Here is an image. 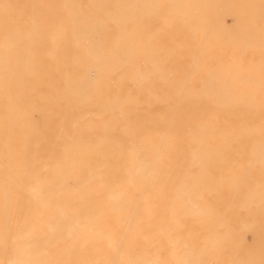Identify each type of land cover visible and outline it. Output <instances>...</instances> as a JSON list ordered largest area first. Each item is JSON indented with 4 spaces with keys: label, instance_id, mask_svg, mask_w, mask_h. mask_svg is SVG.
<instances>
[{
    "label": "bare ground",
    "instance_id": "bare-ground-1",
    "mask_svg": "<svg viewBox=\"0 0 264 264\" xmlns=\"http://www.w3.org/2000/svg\"><path fill=\"white\" fill-rule=\"evenodd\" d=\"M233 1L224 55L208 1L0 0V264H264L263 219L174 214L264 197V0Z\"/></svg>",
    "mask_w": 264,
    "mask_h": 264
},
{
    "label": "rangeland",
    "instance_id": "rangeland-1",
    "mask_svg": "<svg viewBox=\"0 0 264 264\" xmlns=\"http://www.w3.org/2000/svg\"><path fill=\"white\" fill-rule=\"evenodd\" d=\"M154 1V2H153ZM159 1H161V0H149V2L151 3L148 7H150L151 9H153V11H155V10H158V9H163V8H165L164 6L165 5H167L166 6V8H170L169 6L170 5H168V4H170V3H173V1H175V0H172V2H169V0H167V1H165V3L167 2V4H165L164 3V1L163 2H161V3H163V4H165L164 6H162V4H160L158 7L159 8H155V5L156 4H153V3H157L158 4V2ZM171 1V0H170ZM189 2H191V3H189V8H191V9H195V10H197V8H195L194 6H196V7H199V6H201V7H199L200 9H198V10H200V12H201V8L203 9V8H206V6L208 5H204V3L206 4V2L208 1L210 4H211V8H213V6H215L216 7V10H217V12H216V10L214 9V11L213 12H215L214 14H212V13H210V15H209V19H211L212 17H214L213 19H211V21H208L209 19H207V20H205L206 21V23H208V24H206V25H208V27L206 26V30L205 29H203L204 31H206L207 33H212V35L213 36H216V38H218V36L220 35V34H223L224 35V32H226L225 33V35H224V37H221V36H223V35H220V39H224V40H222V42L224 43L225 42V39L227 38H225V36H226V34L228 33V35L230 34L229 32H231V30H229V27H227V26H225V25H231V22L230 21H233L234 20V17L232 16V14H233V12H232V10H234V8L237 6V4H236V1H233V0H231V3H229V5L228 4H224L223 2H225V0H205V2H203L204 0H202V2L203 3H201V1L200 2H198V1H196V0H188ZM193 2H195V3H201V5H198V4H196L195 5V3L194 4H192ZM228 2H230V0H228ZM227 2V3H228ZM160 3V2H159ZM175 3V2H174ZM174 3H173V5H174ZM191 4H192V6H191ZM232 4V5H231ZM124 6V5H123ZM176 6H178V5H176L175 4V6L174 7H176ZM182 6V5H181ZM209 6H207V8L209 7ZM225 7V8H222V7ZM118 7H120V6H118ZM122 7V6H121ZM125 7H127V6H125ZM147 6H145L144 5V8H146ZM162 7V8H161ZM184 7V6H183ZM209 7V8H210ZM233 7V8H232ZM123 8V7H122ZM171 8H172V6H171ZM206 8V9H207ZM210 8V9H211ZM218 8V9H217ZM229 8V9H228ZM225 9V11H223ZM228 9V10H227ZM194 10V11H195ZM207 11V10H206ZM198 12V11H197ZM199 12V13H200ZM211 12V11H210ZM202 13V12H201ZM154 14V13H153ZM206 14H208V12L206 13ZM206 14H204V16L206 15ZM234 15V14H233ZM208 16V15H207ZM206 16V17H207ZM228 16V17H227ZM233 17V18H232ZM229 18H230V20H229ZM215 20L216 21H219V20H224V22H222L221 21V23L219 22L218 24H220V25H218L217 23H214V26H215V28H217L216 29V31H218V33L217 32H215V34H213L214 32H212L211 31V29H207V28H212V29H215L214 28V26L213 25H211L210 26V23L209 22H211V24H213L212 23V21H214L215 22ZM229 22V23H228ZM227 23V24H226ZM217 24V25H216ZM221 24H223V25H221ZM233 24V23H232ZM223 27L222 29H221V27ZM233 25H231V27H232ZM219 27V28H218ZM226 28H228V30H226ZM218 29H220V30H218ZM225 29V30H224ZM232 32H236L234 29L232 30ZM212 35H210L209 37L211 38V36ZM231 35H232V33H231ZM234 35V34H233ZM193 36L194 35H192V36H190V38L189 37H187V38H185V37H183V39H189V40H191V41H193V42H195V40L198 38V37H196V36H194V37H196V38H193ZM206 38L208 39V37L206 36ZM213 39H215V38H211V39H209V40H213ZM229 39V40H228ZM227 40L228 41H226L227 42V44H224L223 46L224 47H226V48H224V47H222V49H223V54L224 55H226L225 53H226V50H227V48H228V46H231L232 45V43H233V41H234V39L232 38V36H228V38H227ZM230 41V42H229ZM225 42V43H226ZM228 56V55H227ZM211 54L209 53V59H210V61H208V63L209 64H211ZM223 62H225V61H223ZM209 71V70H208ZM216 71H218V70H215V71H213L212 70V72H210L209 73V76H207L206 75V77L207 78H211V77H213L212 76V74H213V72H214V77H216V75H219V74H217L216 73ZM227 72V71H226ZM263 73H264V71H263ZM208 74V73H207ZM216 74V75H215ZM223 75L224 77H225V79L226 78H229L230 76H229V74L228 75H226V73H225V70L223 69V70H221V72H220V75ZM239 74V77L237 76ZM238 74H235V76L236 77H238V78H240V80L241 81H244L245 80V78L246 77H248V76H250V77H248V79L249 80H253L255 77V79L257 80L258 78V76L260 77V75H262V72H258V73H253V74H255V75H257V76H251L252 74H250V75H246V76H244V75H242L241 73H238ZM258 74H260V75H258ZM186 76V75H185ZM201 76H204L205 77V75H198V74H194V76H193V74H192V76H187V78L189 77V78H197V77H201ZM233 74H231V77H235ZM264 76V75H263ZM262 76V77H263ZM222 77V76H221ZM235 77V78H236ZM245 77V78H244ZM252 77V79H250ZM254 77V78H253ZM182 79H185L184 78V76L183 77H181ZM218 78H220V76L218 77ZM223 78V77H222ZM237 79V78H236ZM247 79V80H248ZM259 79H261V77L259 78ZM259 79L257 80V81H259ZM263 79V78H262ZM224 80V79H223ZM232 80H234L233 78H232ZM256 81V83H258ZM253 82H255V81H253ZM253 82H251L250 81V83H251V85L253 84ZM259 83H262V82H259ZM264 83H262L261 85L259 84L258 86H261L262 88H264V85H263ZM187 85H190V84H188V83H186V86ZM220 86H226V87H221V88H227V89H231V88H233V89H238L240 86L239 85H237L235 88H234V85H226V84H223V85H220ZM220 86H216L215 85V87H220ZM255 86H257V85H255ZM195 87V84H191V88H194ZM208 87H211V86H208ZM264 92V91H263ZM262 92V93H263ZM225 93H228V91L227 92H225ZM212 94V93H211ZM232 94H234V93H231V95ZM240 94L241 95H243L244 93H242V92H240ZM245 95V94H244ZM244 102H246V101H244ZM243 102V103H244ZM239 103H242V102H240L239 101ZM247 103V102H246ZM263 130H264V128H263ZM262 132V133H261ZM261 132H259L260 134H257L256 133V135H264L263 133V131H261ZM249 134V133H248ZM252 134V133H251ZM250 134V135H251ZM178 157H177V159L181 156L180 154H178L177 155ZM179 168V165H178V163H177V169ZM249 173V172H248ZM241 174V173H240ZM249 174H251V173H249ZM216 176L218 175V173H216L215 174ZM216 181H214V183H215ZM208 183V184H207ZM206 183V181H205V184L206 185H208V186H204V184L202 185L203 187H201V186H199L198 188L199 189H194V191L195 190H198V191H195V193L196 192H198V193H196L197 195H195L194 197H190L191 199L193 198V200H196V198L198 199V197L201 195V197H199V204L198 205H200L201 204V207L203 206V204L205 205V206H207L208 208H209V210L208 211H206V212H204V213H202V214H196V216L194 215V212H192V213H190V211L188 210V206L186 205V206H183V204L185 203L186 204V202H184L183 201V199H181V201H179L178 202V204L176 203V205L175 204H173V205H175V206H177V209L175 208V206H174V208L176 209H174V214H175V216H176V218L178 219L179 218V222H180V225H182V224H184V225H187V227H196L195 226V222L197 221V219H196V217H199V216H201V217H204V215H206L207 216V218H206V221L208 220V223L212 220H214L216 223H217V220H219L222 216H223V214H225L223 217L224 218H221L220 219V221L222 220V219H225V220H227L228 222H230V223H235V221H233L234 219H236V218H242V217H244L246 220H249V218L250 219H253V218H259V219H263L264 220V214L261 212L260 213V211H264L263 210V206H264V197H263V195L261 196L260 195V193H259V187H257L255 190H254V192H253V189L252 188H254L253 186H252V188H251V184L250 183H248V185L246 184V183H242V182H240L241 184H239V182H236V184H235V182H229V183H225V182H223L222 184H221V182L220 183H218L217 185H215V184H213V183H210V186H209V182H207ZM231 183H233V184H231ZM242 184L244 185L245 184V188L247 187V186H249L247 189L250 191L251 189H252V191H250V192H252V193H250L249 191L248 192H246L247 194L248 193H250V194H246L245 193V191L247 190V189H245L243 186H242ZM198 185H201V184H198ZM238 185H241V186H238ZM247 185V186H246ZM255 185V184H254ZM179 186V187H178ZM178 186H176V189H175V191L176 192H179L180 190H181V186L180 185H178ZM220 186V187H219ZM205 187V188H204ZM226 187L228 188V189H226ZM232 187V189H230ZM237 187H241L240 188V190L242 189V187L244 188L243 190H241V192H242V194H241V192L240 191H238L236 188ZM256 187V186H255ZM184 189H186L185 187H183ZM182 188V189H183ZM183 189V190H184ZM203 190V191H201V190ZM239 189V188H238ZM200 191H201V193H200ZM236 192V191H238L239 193H237L238 195H236L235 193L233 194V192ZM193 194L194 193H192L191 194V196H193ZM200 194V195H199ZM232 194H233V196L235 195V196H239L240 198H242V199H240V198H237L236 197V199H235V196H234V199L235 200H232ZM246 194V195H245ZM252 194H254V195H252ZM217 195V196H216ZM257 195V196H256ZM203 196H204V198H203ZM246 197L245 198V200L244 201H242L243 200V198L244 197ZM249 198H248V197ZM209 197V198H208ZM222 197V199L224 198V197H232V198H230L231 200H227V199H229V198H227V199H225V202L222 200V199H220ZM258 197H261L263 200H262V203H260L261 201L260 200H256V198L257 199H260V198H258ZM237 199H239V200H241L242 202H244L243 204L241 203V201H240V204H237V202H238V200ZM221 200V201H220ZM237 200V201H236ZM183 201V202H182ZM230 201L231 202H234V201H236V202H234V204L233 203H230ZM256 201H260L258 204L260 205V206H258L259 208L261 207L262 209H260L259 210V208L258 207H256V204H257V202ZM176 202V201H175ZM226 203V205H224V203ZM228 202L230 203V205L228 204ZM252 205H251V204ZM229 206H228V205ZM248 204V205H247ZM251 205V206H250ZM182 206H183V208H182ZM250 206V207H249ZM178 207H181V208H179L178 209ZM185 207L187 208V209H185ZM256 207V209H258L259 210V212H257V210H255L254 211V208ZM251 208V209H250ZM212 209V210H211ZM245 209H246V211H245ZM181 210V211H180ZM227 211V212H226ZM211 214H210V213ZM257 212V213H256ZM179 213V214H178ZM186 213H189V215L191 216H187L186 218L188 219V222H183V220L185 221V220H187L186 218H185V216H183V215H186ZM194 215L195 216V218L194 217H192V215ZM188 215V214H187ZM226 216H228L227 218H226ZM260 216V217H259ZM236 217V218H235ZM215 218H217V219H215ZM205 219V218H204ZM213 221V226L215 227V225H216V223ZM226 221V222H227ZM192 223V224H191ZM193 223H194V225H193ZM206 225H207V223H205ZM178 225V224H177ZM213 226H211V225H209V227H212V228H214ZM186 227V228H187ZM208 227V226H207ZM185 228V229H186ZM218 228H220L221 230L220 231H222L224 228L222 227V226H220V227H216V229L215 230H217ZM185 229H183V230H185ZM211 229V228H210ZM214 229H211V230H213V231H215ZM206 230H207V228H206ZM209 230V229H208ZM218 231V230H217ZM211 233H213V232H211ZM246 235V238L249 240L250 238H251V231H247L246 233H245ZM216 238L215 239H219V237H220V235L219 234H217L216 236H215ZM235 237H236V235L234 234L231 238H232V244L231 245H226V244H224L223 242L221 243V242H218L217 240H216V243L214 244V246L212 247V245H213V242H212V245H210L211 244V242H210V244H208V245H206L207 247H205V248H208V247H210V248H215V249H220V248H240V246H238L237 245V242H236V240H235ZM200 239V238H199ZM200 241V240H199ZM198 240H197V244H198V242H199ZM215 245H217V246H215ZM236 246H238V247H236ZM141 246L139 245V246H135V247H133V248H140ZM204 247V246H203Z\"/></svg>",
    "mask_w": 264,
    "mask_h": 264
}]
</instances>
